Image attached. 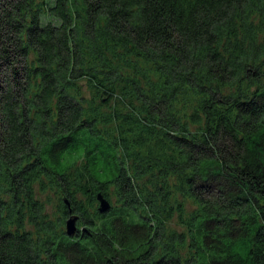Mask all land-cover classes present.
<instances>
[{
    "label": "trees",
    "instance_id": "obj_1",
    "mask_svg": "<svg viewBox=\"0 0 264 264\" xmlns=\"http://www.w3.org/2000/svg\"><path fill=\"white\" fill-rule=\"evenodd\" d=\"M0 264H264V0H0Z\"/></svg>",
    "mask_w": 264,
    "mask_h": 264
},
{
    "label": "water",
    "instance_id": "obj_2",
    "mask_svg": "<svg viewBox=\"0 0 264 264\" xmlns=\"http://www.w3.org/2000/svg\"><path fill=\"white\" fill-rule=\"evenodd\" d=\"M97 200H98V210L99 212L103 213L110 209V203L108 200H106L101 193L97 194ZM65 204L69 207V203L66 199H64ZM69 212L71 210L69 209ZM77 220L78 216L75 214H71L65 221V233L68 236H75L78 232L77 228Z\"/></svg>",
    "mask_w": 264,
    "mask_h": 264
},
{
    "label": "rangeland",
    "instance_id": "obj_3",
    "mask_svg": "<svg viewBox=\"0 0 264 264\" xmlns=\"http://www.w3.org/2000/svg\"><path fill=\"white\" fill-rule=\"evenodd\" d=\"M50 209V206H47V210H49Z\"/></svg>",
    "mask_w": 264,
    "mask_h": 264
}]
</instances>
